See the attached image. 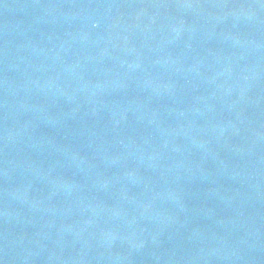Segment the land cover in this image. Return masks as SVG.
I'll return each mask as SVG.
<instances>
[{
	"label": "water",
	"instance_id": "water-1",
	"mask_svg": "<svg viewBox=\"0 0 264 264\" xmlns=\"http://www.w3.org/2000/svg\"><path fill=\"white\" fill-rule=\"evenodd\" d=\"M0 264H264V0H0Z\"/></svg>",
	"mask_w": 264,
	"mask_h": 264
}]
</instances>
